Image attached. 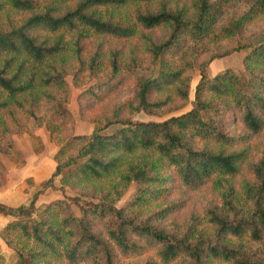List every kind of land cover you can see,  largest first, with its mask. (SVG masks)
<instances>
[{"label": "trees", "instance_id": "16d2710c", "mask_svg": "<svg viewBox=\"0 0 264 264\" xmlns=\"http://www.w3.org/2000/svg\"><path fill=\"white\" fill-rule=\"evenodd\" d=\"M183 1L0 0V112H21L38 126L45 125L58 146L47 184L57 176L61 187L111 182L99 190L95 203L73 197L69 203L55 200L38 208L35 194L17 207L0 204V212L13 217L0 237L16 252V259L6 263L0 247V264H113L114 247L130 254L144 244L152 245L155 253L154 261L143 264H264V249L251 247L264 242V151L253 166L254 180L245 183L241 195L231 177L242 154L194 145L233 142L228 133L233 121L246 132L264 131V37L233 48L246 50L241 74L226 69L209 76L208 63L200 65L187 112L160 122L121 117L123 109L153 113L175 97L188 98L190 77L185 72L193 65L168 56L183 35L231 39L243 24L264 14V0H237L246 5L243 15L217 27L221 7L234 0H188L192 14ZM161 27L168 33L157 41L150 32ZM101 37L138 38L155 73L138 78L127 101L112 115L95 120L90 134L64 139L62 123L40 115L37 104L49 97V89L67 92V74L85 71L95 76L104 55L96 52L84 62L80 54L85 41ZM120 54H106L111 80L119 71L139 66L133 50L124 65ZM67 59L75 63L66 64ZM169 90L174 95L155 97ZM60 109L58 114H67ZM173 181L194 188L211 184L219 202L182 224L159 227L140 218L134 208L161 200ZM131 184L136 188L133 198L117 207ZM92 218L103 222L105 237L93 231Z\"/></svg>", "mask_w": 264, "mask_h": 264}, {"label": "rangeland", "instance_id": "374dc122", "mask_svg": "<svg viewBox=\"0 0 264 264\" xmlns=\"http://www.w3.org/2000/svg\"><path fill=\"white\" fill-rule=\"evenodd\" d=\"M189 14L193 13L190 1L184 0ZM221 13L216 20V26H227L229 22L240 18L246 10V5L242 1L234 0L221 7ZM13 17H19L14 15ZM157 41L167 36L168 31L161 27L152 30ZM264 37V14L254 18L251 22L243 24L237 31V35L231 39H219L218 37H209L207 39H191L183 35L179 44L170 52L168 56L171 60L179 61L183 59L184 63H190L193 67L185 72L190 77L189 92L186 100L175 97L168 104L164 105L159 111L146 113L143 111L134 112L129 109H123L122 118H131L133 121L160 122L173 116L181 115L190 110L193 100L195 87L200 79L199 67L204 63L206 72L209 76L231 69L236 74L243 72V57L246 50H233L241 42L254 44ZM111 50L120 51L122 65L128 60L130 51L138 60V68L129 72L121 70L111 80L109 75L108 62L106 54ZM96 52L104 56L98 68L94 69L95 76L85 71L79 73L67 74L65 81L67 83V92L49 89L48 96H45L37 104L38 113L51 117L52 120L61 122L60 136L64 139L72 135H88L94 128V122L113 114L121 104L132 95L138 78L152 77L155 68L152 67L150 57L143 51L142 42L138 38L112 39V38H91L82 46L81 59L89 62ZM74 59H67L66 64L72 65ZM90 75V76H89ZM108 82L102 86L94 87L99 81ZM89 90H93L92 93ZM167 94L174 95L170 90L163 94H156V98H163ZM174 98V96H171ZM60 108H65L66 115L62 116L58 112ZM3 117V118H2ZM0 195H4L7 207H17L21 204H27L36 194L37 200L35 206L42 208L45 204L62 200L66 203L71 198L85 202H97L99 190L107 188L110 180H104L99 183H79L78 185L61 187L60 176L53 178L51 183H46L50 174L34 182V177L28 174L23 176L20 169L26 164H35L41 158L46 161L53 160L58 146L52 141L49 132L42 123L38 126L33 119H28L21 112H15V115H7L5 111L0 112ZM228 133L235 137L233 142L215 146L214 143L204 145L203 142H195L198 149L208 148L218 150L222 148L225 151H236L242 154L239 161L238 172L231 177V183L236 193L243 194L244 185L254 180L253 166L259 163L264 151V131L257 134L246 132L241 128L238 121L229 124ZM240 137H244L241 139ZM54 164V162H53ZM12 179V181H10ZM8 182V183H7ZM11 182V190H6ZM171 187L161 200L148 206L135 207V211L140 218L148 219L151 223H156L159 227H165L173 224H182L192 216H202L205 209H209L213 204L219 202V197L212 185H206L200 188L182 186L174 181L169 184ZM136 191L135 184L126 190L124 195L116 206L120 207L128 203ZM70 198V199H69ZM72 203V202H71ZM72 211L78 213L75 206L71 204ZM135 212V213H136ZM135 213H133L135 215ZM13 220V217L0 212V234L4 225ZM6 221V222H4ZM92 229L95 233L105 237V228L103 222L98 218H92ZM1 253L6 263H12L16 259L15 248L4 243L0 237ZM253 249H264V242L252 244ZM115 248V247H114ZM113 248V264H143L144 262L154 261L155 249L150 244H144L141 251L137 253L126 254L121 250ZM264 263V261H263ZM79 264H91L81 262Z\"/></svg>", "mask_w": 264, "mask_h": 264}, {"label": "crops", "instance_id": "0c3cea01", "mask_svg": "<svg viewBox=\"0 0 264 264\" xmlns=\"http://www.w3.org/2000/svg\"><path fill=\"white\" fill-rule=\"evenodd\" d=\"M54 168V164H53V160L50 161H46L45 159L41 158L39 160V162H36V165L31 163V164H26L24 166H22V168L20 169L22 175L28 174L30 176L34 177V182H37V180H42L44 178H46L53 170ZM10 181H12V179H10ZM8 183V182H7ZM12 188V184L11 182L9 183V185L7 186L6 190H11ZM0 202L1 203H5L7 201H5V197L4 195H0ZM6 222V221H4Z\"/></svg>", "mask_w": 264, "mask_h": 264}]
</instances>
